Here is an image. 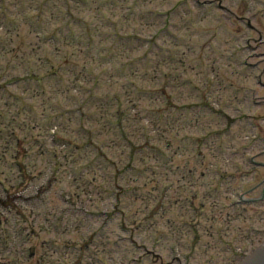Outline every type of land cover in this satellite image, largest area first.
I'll use <instances>...</instances> for the list:
<instances>
[{
  "label": "rangeland",
  "instance_id": "1",
  "mask_svg": "<svg viewBox=\"0 0 264 264\" xmlns=\"http://www.w3.org/2000/svg\"><path fill=\"white\" fill-rule=\"evenodd\" d=\"M19 1H1L0 264H236L264 242L246 77L264 0H69L61 32Z\"/></svg>",
  "mask_w": 264,
  "mask_h": 264
},
{
  "label": "water",
  "instance_id": "2",
  "mask_svg": "<svg viewBox=\"0 0 264 264\" xmlns=\"http://www.w3.org/2000/svg\"><path fill=\"white\" fill-rule=\"evenodd\" d=\"M261 256H264V249L260 250L257 255L250 257L243 264H259L262 260H258V258Z\"/></svg>",
  "mask_w": 264,
  "mask_h": 264
}]
</instances>
